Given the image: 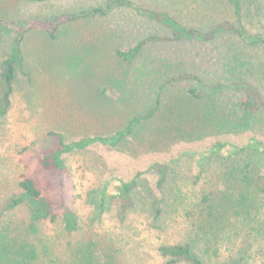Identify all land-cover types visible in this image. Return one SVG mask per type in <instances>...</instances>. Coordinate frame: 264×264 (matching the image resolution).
<instances>
[{"label": "rangeland", "instance_id": "obj_1", "mask_svg": "<svg viewBox=\"0 0 264 264\" xmlns=\"http://www.w3.org/2000/svg\"><path fill=\"white\" fill-rule=\"evenodd\" d=\"M128 1L133 6L117 4L104 16L60 25L53 40L47 28L30 25L104 8L107 0H0V63L18 32L23 34L22 66L0 119V211L18 191L20 154L52 147L49 132L62 133L68 142L110 136L155 107L115 146L94 144L65 156L76 232L66 234L60 219L33 224L25 205L0 217V264H79L89 253L95 264H168L159 249L185 244L204 264H222L228 242V250L249 264H264V193L249 194L252 200L243 207L244 198L236 200L244 181L262 185L264 154H231L250 140L264 143V109L242 110L232 85L246 81L264 97V44L226 30L205 43L166 41L169 29L147 15L165 13L203 31L227 22L248 37H264V1L238 0L239 18L230 0ZM145 38L152 39L131 65L116 57V50ZM179 75L199 80H169ZM217 84L224 88L208 90ZM192 89L199 98L188 94ZM217 143L225 147L211 153ZM122 181L135 182L124 216L117 198L96 216L89 197L105 185L107 195L117 197ZM229 197L236 200L232 211L249 217L245 224L225 213ZM202 209L216 210L200 218ZM200 228H211L210 238Z\"/></svg>", "mask_w": 264, "mask_h": 264}, {"label": "trees", "instance_id": "obj_2", "mask_svg": "<svg viewBox=\"0 0 264 264\" xmlns=\"http://www.w3.org/2000/svg\"><path fill=\"white\" fill-rule=\"evenodd\" d=\"M30 2H38L44 0H28ZM234 7L235 13L239 18L240 5L238 0H230ZM264 1V0H263ZM127 5L133 6V3L128 0H107L105 7H94L90 10H82L75 14H66L59 16L57 19L50 20L49 23L34 22L30 25V29L34 28L36 30H46L48 37L50 39H56V34L60 25L64 23H69L75 20H79L86 17H96L106 15L112 7L115 5ZM148 16H152V19L157 20L160 24L164 25L171 32L170 37H164L162 40L166 41H196L200 43H205L211 41L214 38L216 32L234 31L242 40H245L251 44L262 43L264 44V37H248L244 34V31L235 29L234 25L231 23H221L216 26H212L209 30L203 31L198 28L187 27L171 18L165 13L152 14L147 13ZM239 20V19H238ZM3 25L0 20V28ZM28 28V29H29ZM1 31V30H0ZM225 32V31H224ZM23 39L22 32H18L12 41L9 54L0 63V119L4 118L11 105V96L13 92V82L15 79V70L20 68L23 62V56L20 48L21 41ZM152 38H145L134 44L131 48L127 50H116L115 55L118 59L123 60L126 64L131 65L135 59L139 56L142 48L151 40ZM194 79L199 80L191 75H179L170 78V81H182ZM239 92V106L242 110L246 112H258L264 109V97L261 92L253 84L244 82H236L232 84ZM224 88V84H217L208 87L209 91H219ZM190 96L199 98L196 89L188 91ZM155 111V107L149 109L147 112L134 117L131 119L123 128L116 131L110 136H87L75 141H66L62 133L59 132H49L48 137L55 140V143L50 148H37L34 152L21 153L19 157V163L22 168H24V173L21 175L18 182V191L13 194L8 201L4 204L3 209L0 211V217L7 211L13 210L20 205H25L29 208V220L33 224L40 222L54 223L57 220H61L63 231L66 234H71L76 232L79 225V220L77 214L71 207V203L75 198L73 182L70 176L69 169L66 165L65 156L74 151L84 150L89 146L94 144L115 146L123 139L128 137L133 133L136 125L150 118ZM225 147L224 143H217L213 148H211V153L220 152L221 149ZM260 148V149H259ZM237 150H251V151H262L264 154V143L258 142L256 140H250L242 148H233L231 154L236 153ZM259 151V152H260ZM134 181L121 182L118 188L117 197L112 195H107L106 185L103 188L95 191V194L90 196L91 204L95 206L94 209L96 216L100 217L104 212H108L111 209L114 199H119L122 202L120 209L118 210L119 215L124 216L127 208V204L130 203V191L133 187ZM252 189L251 187H254ZM244 187L246 189L239 195L236 200L241 197L244 198L243 207L249 201L252 200V196L249 194H256L259 197L260 194L264 193V176L262 178V185L249 184L244 181ZM252 189V191H251ZM94 192V191H93ZM236 200L232 198H226L224 209L225 213H234L231 220H239L240 226L245 224L249 217L238 216L241 213L233 212V207ZM204 201L206 199L204 198ZM211 208V205L209 206ZM202 209L200 218L212 217L215 214L216 209ZM157 210V214H159ZM238 214V215H237ZM235 222V221H234ZM236 221V223H239ZM235 223V224H236ZM237 225V224H236ZM202 235L210 238L207 231L210 233L211 228L204 231L200 228ZM227 229L224 230L223 235L227 237ZM215 234V233H214ZM229 242L225 245V250L228 252L225 260L222 264H249L248 259L242 254L236 255L233 250H228ZM160 254L169 258L168 264L174 263H185V264H204L201 260V256L190 247L189 244L185 245H171L162 246L160 249ZM79 264H95L91 254H87L84 258L79 261Z\"/></svg>", "mask_w": 264, "mask_h": 264}]
</instances>
